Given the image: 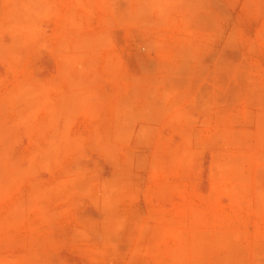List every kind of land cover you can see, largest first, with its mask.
Listing matches in <instances>:
<instances>
[{"label": "rangeland", "instance_id": "obj_1", "mask_svg": "<svg viewBox=\"0 0 264 264\" xmlns=\"http://www.w3.org/2000/svg\"><path fill=\"white\" fill-rule=\"evenodd\" d=\"M0 264H264V0H0Z\"/></svg>", "mask_w": 264, "mask_h": 264}]
</instances>
